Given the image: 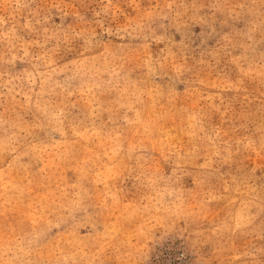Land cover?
Returning a JSON list of instances; mask_svg holds the SVG:
<instances>
[{
	"label": "rangeland",
	"instance_id": "1",
	"mask_svg": "<svg viewBox=\"0 0 264 264\" xmlns=\"http://www.w3.org/2000/svg\"><path fill=\"white\" fill-rule=\"evenodd\" d=\"M0 264H264V0H0Z\"/></svg>",
	"mask_w": 264,
	"mask_h": 264
}]
</instances>
